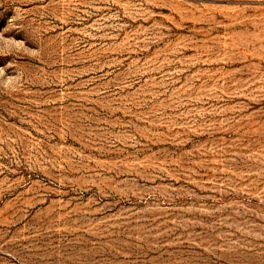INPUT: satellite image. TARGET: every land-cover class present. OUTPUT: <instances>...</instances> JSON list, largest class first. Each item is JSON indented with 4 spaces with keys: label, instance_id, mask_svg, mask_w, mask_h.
<instances>
[{
    "label": "rangeland",
    "instance_id": "obj_1",
    "mask_svg": "<svg viewBox=\"0 0 264 264\" xmlns=\"http://www.w3.org/2000/svg\"><path fill=\"white\" fill-rule=\"evenodd\" d=\"M0 264H264V0H0Z\"/></svg>",
    "mask_w": 264,
    "mask_h": 264
}]
</instances>
